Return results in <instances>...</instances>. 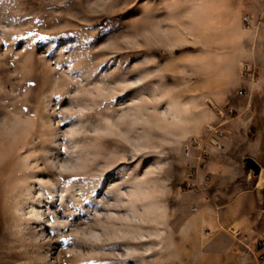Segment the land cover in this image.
Returning a JSON list of instances; mask_svg holds the SVG:
<instances>
[{
  "label": "rangeland",
  "instance_id": "rangeland-1",
  "mask_svg": "<svg viewBox=\"0 0 264 264\" xmlns=\"http://www.w3.org/2000/svg\"><path fill=\"white\" fill-rule=\"evenodd\" d=\"M212 94V0H0V264H227L191 221Z\"/></svg>",
  "mask_w": 264,
  "mask_h": 264
},
{
  "label": "crops",
  "instance_id": "crops-1",
  "mask_svg": "<svg viewBox=\"0 0 264 264\" xmlns=\"http://www.w3.org/2000/svg\"><path fill=\"white\" fill-rule=\"evenodd\" d=\"M212 2L211 100L213 107H231L235 115L221 123L220 146L213 145L209 149L203 167L200 154L195 149L188 155V162L194 168L189 185H204L206 180L213 184L209 193L200 187L190 192L193 200L191 221L196 227L208 229L210 232L207 234L212 233L210 246L213 254L219 255L216 260L229 264L235 260V249L242 252L244 248L234 246L230 239H245L244 243L250 246L264 237V181L259 182L260 175L264 178V168L262 173L254 175L242 163H245V157H252L260 167H264V19L258 21L257 31H251L248 27L243 28L240 14L244 11L235 6V0ZM261 11L264 15V5ZM245 14L250 21L253 20L252 16ZM244 62L255 67L259 64L261 77L255 83L242 79ZM240 89H245L247 94L239 95ZM219 123L220 118L213 110V125ZM244 167L248 170L244 171ZM219 239L225 241L221 244Z\"/></svg>",
  "mask_w": 264,
  "mask_h": 264
},
{
  "label": "built area",
  "instance_id": "built-area-1",
  "mask_svg": "<svg viewBox=\"0 0 264 264\" xmlns=\"http://www.w3.org/2000/svg\"><path fill=\"white\" fill-rule=\"evenodd\" d=\"M243 22L247 27L250 25V19L248 15L243 16ZM241 77L242 79L246 81H254L255 77V65L249 62H244L241 67ZM239 95L245 96L247 94L245 89H240L238 90ZM214 112L216 115L220 118V123L218 125H213V127L208 125L206 127V131L209 135V132L213 130V138H211V142H213V145L216 147H219L218 143V138L222 136V131L220 129L221 123H224L231 119L235 115V110L231 107H219V106H214L213 107ZM198 141L197 139L192 138L188 142L184 144V151L186 154L189 153L191 147L197 146ZM207 179V178H206ZM259 245H264V237H262L259 241Z\"/></svg>",
  "mask_w": 264,
  "mask_h": 264
},
{
  "label": "water",
  "instance_id": "water-1",
  "mask_svg": "<svg viewBox=\"0 0 264 264\" xmlns=\"http://www.w3.org/2000/svg\"><path fill=\"white\" fill-rule=\"evenodd\" d=\"M245 165L247 168L252 170L254 175H258L260 173V166L252 157H245Z\"/></svg>",
  "mask_w": 264,
  "mask_h": 264
}]
</instances>
